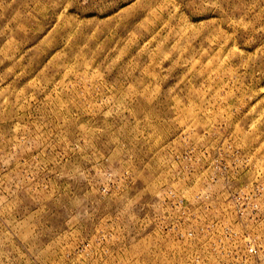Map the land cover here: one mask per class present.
I'll return each mask as SVG.
<instances>
[{
    "label": "rangeland",
    "instance_id": "1",
    "mask_svg": "<svg viewBox=\"0 0 264 264\" xmlns=\"http://www.w3.org/2000/svg\"><path fill=\"white\" fill-rule=\"evenodd\" d=\"M0 264H264V0H0Z\"/></svg>",
    "mask_w": 264,
    "mask_h": 264
}]
</instances>
